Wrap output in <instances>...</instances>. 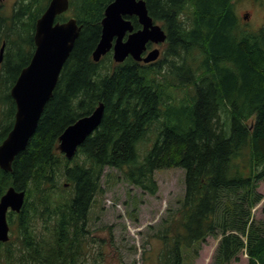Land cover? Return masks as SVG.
Listing matches in <instances>:
<instances>
[{
	"label": "trees",
	"instance_id": "16d2710c",
	"mask_svg": "<svg viewBox=\"0 0 264 264\" xmlns=\"http://www.w3.org/2000/svg\"><path fill=\"white\" fill-rule=\"evenodd\" d=\"M1 1L0 145L15 123L11 90L32 60L51 0H16L11 13ZM112 1L70 0L69 13L57 17H75L82 30L27 148L12 171L0 167V200L12 186L26 191L22 211L8 213L0 264H100L91 262L88 219L108 167L151 195L159 191L156 171H185L181 206L153 234L159 249L144 260L193 264L212 236L219 244L211 264L241 255L264 264V220L253 214L264 199V24L244 26L239 0H145L169 34L159 61L116 63L108 53L95 62ZM100 103V126L68 159L60 136ZM153 132L141 158L139 145Z\"/></svg>",
	"mask_w": 264,
	"mask_h": 264
},
{
	"label": "water",
	"instance_id": "95a60500",
	"mask_svg": "<svg viewBox=\"0 0 264 264\" xmlns=\"http://www.w3.org/2000/svg\"><path fill=\"white\" fill-rule=\"evenodd\" d=\"M69 7L70 0H51L37 22L35 53L11 90L17 106L16 118L13 129L0 145V167L6 171H12L15 158L27 148L37 131L63 67L80 36L82 28L75 17L64 23L56 22L57 16L67 12ZM126 16H137L142 28L135 31L132 20L125 18ZM102 27L101 40L93 52L95 62H99L112 50L117 62H123L129 56L145 63L155 62L159 59L161 50L155 48L144 57L148 44L164 43L168 38L165 30L150 16L145 0H114L105 10ZM5 46L4 43L0 61L3 60ZM104 110V104L100 103L92 114L78 119L60 136L58 149L67 158L72 159L79 147L98 129ZM25 197V191L16 190L13 186L1 197L0 242L10 239L8 212H20L25 204Z\"/></svg>",
	"mask_w": 264,
	"mask_h": 264
},
{
	"label": "rangeland",
	"instance_id": "374dc122",
	"mask_svg": "<svg viewBox=\"0 0 264 264\" xmlns=\"http://www.w3.org/2000/svg\"><path fill=\"white\" fill-rule=\"evenodd\" d=\"M14 1H1L6 12L11 13ZM236 6L238 15L247 24L244 26L257 29L264 24V0H239ZM164 47L165 45L160 46L162 51ZM150 136L154 137L155 133ZM155 139L156 136L152 142L150 139L142 146L139 145L141 158L152 148ZM105 173L102 181L103 192L97 196L88 219L91 262L151 264L152 258L144 260V253L148 257L150 254L152 257L156 255L160 244L153 234L163 220L181 206L186 192L184 169L156 171L155 178L159 183L156 195L132 185L120 170L108 167ZM258 190L264 195V181L260 183ZM253 214L256 220H264V199L254 209ZM148 240L150 243H147ZM218 244L219 239L208 237L192 263L211 264ZM247 263V256L241 255V259L233 264Z\"/></svg>",
	"mask_w": 264,
	"mask_h": 264
},
{
	"label": "bare ground",
	"instance_id": "6f19581e",
	"mask_svg": "<svg viewBox=\"0 0 264 264\" xmlns=\"http://www.w3.org/2000/svg\"><path fill=\"white\" fill-rule=\"evenodd\" d=\"M112 2H113V1H112ZM112 2H111V3H112ZM111 3H110V4H111ZM107 7H108V6H107ZM107 7H106V8H107ZM105 10H106V9H105ZM125 18L129 19L128 16H126ZM2 61H3V60H2ZM2 61H0V62H2ZM253 121H254V120H253ZM248 122H249V121H248ZM96 130H97V129H96ZM94 132H95V131H94ZM94 132H93V133H94ZM93 133H92V134H93ZM92 134H91V135H92ZM91 135H90V136H91ZM7 191H8V190H7ZM7 191H6V192H7ZM25 192H26V191H25ZM25 201H26V197H25Z\"/></svg>",
	"mask_w": 264,
	"mask_h": 264
},
{
	"label": "flooded vegetation",
	"instance_id": "af4514ba",
	"mask_svg": "<svg viewBox=\"0 0 264 264\" xmlns=\"http://www.w3.org/2000/svg\"><path fill=\"white\" fill-rule=\"evenodd\" d=\"M12 1H14V0H12ZM168 36H169V34H168ZM127 38H125V40H126Z\"/></svg>",
	"mask_w": 264,
	"mask_h": 264
}]
</instances>
